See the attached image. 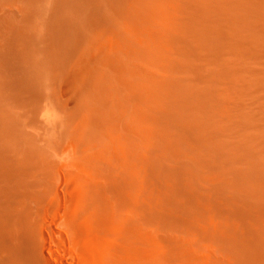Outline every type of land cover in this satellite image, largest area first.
<instances>
[{"label":"bare ground","instance_id":"6f19581e","mask_svg":"<svg viewBox=\"0 0 264 264\" xmlns=\"http://www.w3.org/2000/svg\"><path fill=\"white\" fill-rule=\"evenodd\" d=\"M209 1L216 32L188 34ZM246 30L264 35V0H0V264H119L105 253V191L148 181L178 209L201 200L241 217L264 256V112L236 115L184 61L202 48L217 59L209 37L257 49ZM56 166L79 191H37ZM232 175L246 191L231 193Z\"/></svg>","mask_w":264,"mask_h":264},{"label":"rangeland","instance_id":"374dc122","mask_svg":"<svg viewBox=\"0 0 264 264\" xmlns=\"http://www.w3.org/2000/svg\"><path fill=\"white\" fill-rule=\"evenodd\" d=\"M220 20L221 16L218 14L216 5L210 1L206 2L193 28L187 32L191 34L194 31L203 30L208 35L215 29L216 23L222 22ZM237 22L243 26L240 19ZM231 32L237 34L239 31L234 26ZM236 36L243 40L255 41L256 44H253L257 49L251 48L242 54L238 50L224 48L223 44L212 45L209 37L211 42L205 41L203 44L212 48L211 52L218 56L217 59L210 57L208 55L210 52L202 48V56L185 54L184 61L187 65L191 64V67H194L190 72L194 86L200 84L210 89L214 95L216 91H223L224 102L230 103L235 108L236 115L242 114V117H247L246 113H248L252 120H255L259 112H264V35L243 31ZM178 56L182 58L183 55ZM196 68L203 70L202 78L195 74ZM225 70L229 72L225 73ZM177 74L185 73L179 71ZM255 81L262 84L253 86ZM239 105V109L243 110H237ZM240 119L235 118V120ZM224 125L229 126L228 123ZM204 154L207 152L204 151ZM224 167H227L226 163ZM247 180L246 183L251 186L250 188L257 185L249 176ZM231 184L236 190L231 193L246 191V184L240 176L232 175ZM201 188L200 190H203ZM37 191L62 193L79 190L75 188L74 181L67 171L61 166H56L43 179ZM108 191H105L106 230L103 238L105 253L107 257L111 256L108 258L111 262L119 264H264V256L257 253L256 242L244 239L240 234L246 222L236 214V216H229L216 208L215 211L209 212L201 200L196 202L195 210L178 209L177 206L165 202L167 199L163 197V191H158L151 181H148L142 191L138 187L124 191ZM52 208L53 206L46 205L44 212L47 213V210L50 211ZM56 220L60 228L68 222L64 213L61 212L56 216ZM251 223L254 224L253 221ZM252 238L257 241L260 237L256 232ZM240 244H245L248 250H252V254L242 251Z\"/></svg>","mask_w":264,"mask_h":264}]
</instances>
